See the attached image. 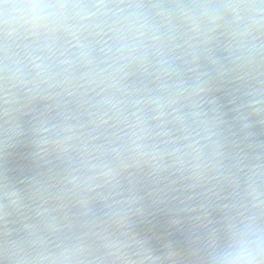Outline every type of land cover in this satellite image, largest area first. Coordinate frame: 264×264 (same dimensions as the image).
Here are the masks:
<instances>
[{
	"label": "clouds",
	"instance_id": "1",
	"mask_svg": "<svg viewBox=\"0 0 264 264\" xmlns=\"http://www.w3.org/2000/svg\"><path fill=\"white\" fill-rule=\"evenodd\" d=\"M0 264H264V0H0Z\"/></svg>",
	"mask_w": 264,
	"mask_h": 264
}]
</instances>
